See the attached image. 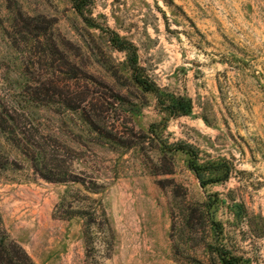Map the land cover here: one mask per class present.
Here are the masks:
<instances>
[{
  "label": "rangeland",
  "instance_id": "1",
  "mask_svg": "<svg viewBox=\"0 0 264 264\" xmlns=\"http://www.w3.org/2000/svg\"><path fill=\"white\" fill-rule=\"evenodd\" d=\"M79 1L0 0L9 238L35 264H264V0ZM179 143L227 178L202 188Z\"/></svg>",
  "mask_w": 264,
  "mask_h": 264
},
{
  "label": "trees",
  "instance_id": "2",
  "mask_svg": "<svg viewBox=\"0 0 264 264\" xmlns=\"http://www.w3.org/2000/svg\"><path fill=\"white\" fill-rule=\"evenodd\" d=\"M76 11L82 14L83 3L76 0L74 5ZM110 43L112 47L122 53L127 54L129 68L132 71L133 81L144 89V91L154 94L159 107L170 117L189 116L192 112V104L189 99L176 97L174 95L165 96L163 92L153 83L145 80L140 73L137 63V54L134 45L127 40H122L118 35L111 33ZM153 133V131H152ZM170 153L181 152L189 157L188 168L195 174L202 188L209 184L220 183L227 177L221 169L208 170V164H200L197 152L188 144L179 143L169 148ZM213 166H220L219 164ZM4 166L0 167V170ZM222 171V172H221ZM208 175V176H206ZM215 253L221 264H240V259L230 255L226 250L217 249ZM0 264H35L26 252L16 242L9 238L3 228L0 215Z\"/></svg>",
  "mask_w": 264,
  "mask_h": 264
},
{
  "label": "crops",
  "instance_id": "3",
  "mask_svg": "<svg viewBox=\"0 0 264 264\" xmlns=\"http://www.w3.org/2000/svg\"><path fill=\"white\" fill-rule=\"evenodd\" d=\"M43 214H45V213H43ZM45 219H46V220L48 219V217H47L46 214H45ZM70 242H72V240H69V241H68V245L71 244ZM74 243H75V245L77 244V246L79 247L80 242L77 240V238L74 239ZM62 257H63L64 260H65V259H66V260H67V259H71V257H73V253L70 251L69 253L62 254ZM71 260H72V259H71Z\"/></svg>",
  "mask_w": 264,
  "mask_h": 264
}]
</instances>
